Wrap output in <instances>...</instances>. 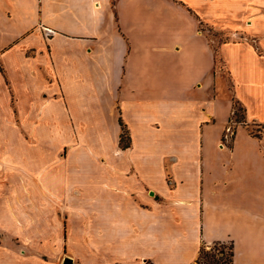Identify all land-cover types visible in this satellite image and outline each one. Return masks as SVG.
<instances>
[{"label":"crops","instance_id":"obj_1","mask_svg":"<svg viewBox=\"0 0 264 264\" xmlns=\"http://www.w3.org/2000/svg\"><path fill=\"white\" fill-rule=\"evenodd\" d=\"M182 1L196 11L180 3L192 16L198 35L207 38L199 17L218 31L248 35L219 45L231 103L223 126L226 129L234 115V102L243 109V121L229 147L237 155L234 184L229 194L224 186L215 191L212 216L202 210L198 194L186 197L174 185V180L192 177L179 167L183 156L166 151L162 147L166 139L159 142L153 134L166 130L183 147L191 124L202 130L217 122L215 113L208 109L207 121L195 119L193 125L184 113L205 112L203 101L194 111L185 108L189 98L177 99L173 109L167 108L158 106L157 90L149 80L142 79L134 89L128 85L127 52L114 9L121 0H0V54L4 51L7 58L0 91L7 80L22 113L103 112L111 119L114 137L101 150L103 264H195L202 246L218 242L233 243V264H264V41L259 38L264 33V0ZM240 17L242 25L237 22ZM214 89L208 91L212 101ZM0 112H9L7 106L0 104ZM120 118L130 135L127 149L119 145ZM25 120L23 113V130L37 134L32 149L25 142L14 148L13 125H0V134L6 133L0 137V165L12 166L15 151L23 165L43 158L46 125ZM253 125L259 137L251 135ZM13 176L11 168L0 166V264H31V222L26 217L30 194L14 190ZM91 239L86 238L87 245L93 244Z\"/></svg>","mask_w":264,"mask_h":264},{"label":"rangeland","instance_id":"obj_2","mask_svg":"<svg viewBox=\"0 0 264 264\" xmlns=\"http://www.w3.org/2000/svg\"><path fill=\"white\" fill-rule=\"evenodd\" d=\"M180 3L187 5L182 0H174V4L171 0H121L114 9L120 18L119 34L127 52L124 74L128 85L134 89L142 79L149 80L157 90L158 106L164 104L167 108L173 109L177 99L189 98L185 108L194 111L203 101L205 112L184 113L191 116L193 125L195 119L207 121L204 115L208 109L215 113L217 122L203 126L202 130L191 124L183 135V147L166 130L157 132L156 137L153 134V139L157 138L159 142L166 139L162 145L166 151H176L183 156L179 167L192 177L190 181L174 180V185H179L186 197L198 194L202 199V210L212 216L217 206L215 191L224 186L229 194L234 184L236 166L233 160L237 155L232 153L229 145L232 130L236 133L234 120H243L242 107L234 102L237 115L232 116L227 124L229 130L223 126L224 119L229 118L227 112H230L231 103L223 82L228 75L219 45L246 39L248 35L247 32L229 35L218 31L199 17V27L207 38L200 36L192 16ZM187 7L196 12L193 7ZM242 17L237 20L239 25L243 24ZM259 38L264 41L263 31ZM212 48L217 50L216 75L212 72ZM6 61L2 51L0 73L3 77H6ZM6 83L3 92L0 91V104L6 105L9 112H0V125H13L14 148L25 142L32 149L36 140L37 134L22 128L23 113L29 125H38L39 121L46 125L43 158L38 160L35 156L36 159L23 165L19 158L16 159L15 151L12 166L0 165L3 170L7 167L12 169L14 190H28L30 194L26 217L31 222L28 242L31 264H65V258H71L72 264H103V246L100 243L101 150L103 144L111 142L114 137L111 119L103 112H19L21 102L7 80ZM210 85L215 88L212 92L214 101L208 99V91L212 89ZM189 87L190 91H185ZM249 130L258 133L257 126L253 125ZM5 134L1 133L0 137L3 135L5 138ZM200 134L201 141L203 136L202 144ZM223 136L225 142L222 141ZM197 175L199 180L195 179ZM17 199L21 200V197H15ZM41 204L44 210L37 207ZM16 215L15 212V220ZM13 236L19 237L15 233ZM89 237L93 244L87 245L86 238ZM227 247L226 243L222 246L215 243L205 245V250L210 254H218L222 250L218 257H227ZM128 260L133 261L131 258Z\"/></svg>","mask_w":264,"mask_h":264},{"label":"trees","instance_id":"obj_3","mask_svg":"<svg viewBox=\"0 0 264 264\" xmlns=\"http://www.w3.org/2000/svg\"><path fill=\"white\" fill-rule=\"evenodd\" d=\"M214 61H215V66H216L218 59H217V50H215V49H214ZM233 108H234V103H233ZM242 111H243V109H242ZM236 115L237 114H236V111L234 108V115L233 116H236ZM242 121L236 119V120H234V123L237 125ZM119 123L121 125V134H120V139H119V145L122 149H127L128 147H130V142H131L130 135H129V132L127 131V129L125 128V125H124L121 118L119 120ZM232 132L233 133L231 135V140H232L231 143L233 142L234 136H235V131L232 130ZM251 135L253 137H259V134L254 130L251 131ZM222 141L225 142L224 136L222 138ZM230 146H231V144L229 145V147ZM216 244H220L222 246V243H216ZM227 249H228L227 257H223V256L218 257V254L223 253L222 250H219L218 254H210V252H207L205 250V246H202L200 249L199 257H198L196 263L201 264V262H203L202 264H233V261H234L233 243H229ZM145 264H153V263H151L150 261H146Z\"/></svg>","mask_w":264,"mask_h":264},{"label":"water","instance_id":"obj_4","mask_svg":"<svg viewBox=\"0 0 264 264\" xmlns=\"http://www.w3.org/2000/svg\"><path fill=\"white\" fill-rule=\"evenodd\" d=\"M65 262V264H72V259L71 258H65V260H64Z\"/></svg>","mask_w":264,"mask_h":264},{"label":"built area","instance_id":"obj_5","mask_svg":"<svg viewBox=\"0 0 264 264\" xmlns=\"http://www.w3.org/2000/svg\"><path fill=\"white\" fill-rule=\"evenodd\" d=\"M228 130H229V128H228Z\"/></svg>","mask_w":264,"mask_h":264}]
</instances>
